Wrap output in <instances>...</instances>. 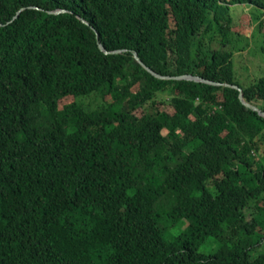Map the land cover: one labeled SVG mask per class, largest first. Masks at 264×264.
Wrapping results in <instances>:
<instances>
[{
    "label": "trees",
    "instance_id": "trees-1",
    "mask_svg": "<svg viewBox=\"0 0 264 264\" xmlns=\"http://www.w3.org/2000/svg\"><path fill=\"white\" fill-rule=\"evenodd\" d=\"M240 93L264 114V0H0V264H264Z\"/></svg>",
    "mask_w": 264,
    "mask_h": 264
},
{
    "label": "rangeland",
    "instance_id": "rangeland-1",
    "mask_svg": "<svg viewBox=\"0 0 264 264\" xmlns=\"http://www.w3.org/2000/svg\"><path fill=\"white\" fill-rule=\"evenodd\" d=\"M234 17L236 19H239V29L242 31V32H245L247 36H249V33L251 31L250 27H252V23L250 22L249 20V16H248V13L247 11L244 9L237 17V15H234ZM248 28V29H247ZM261 43L259 42L258 43V46H260ZM252 47V44L251 46ZM253 53V52H252ZM259 53L256 55V57L252 58V57H249L246 52L243 53V55H238V54H234L233 56V60L235 62V70L237 72V74H241L243 71H242V68L245 66V67H248L251 65V63H253L250 67V70H253L254 67H255V61H257L259 59ZM261 58V57H260ZM255 207L252 206L250 207V209L248 210V214H250L251 212H254ZM257 211V210H256ZM209 244L207 243V245L204 246L205 249H207L209 246Z\"/></svg>",
    "mask_w": 264,
    "mask_h": 264
},
{
    "label": "water",
    "instance_id": "water-1",
    "mask_svg": "<svg viewBox=\"0 0 264 264\" xmlns=\"http://www.w3.org/2000/svg\"><path fill=\"white\" fill-rule=\"evenodd\" d=\"M60 11H61V10H60ZM60 11H56L55 13H58V12H60ZM100 49L103 50L101 46H100ZM134 56H135V58L138 60V58L136 57L135 54H134ZM148 71H149L152 75H154V76H156V77H158V78H169V77H162V76H159L158 74H156V73L153 72V71H150L149 69H148ZM172 78H174V79H178V80H193V81L204 82V83H207V84H217V85H219V83H215V82H212V81H207V80H204V79L199 78V77H197V76H191V75H182V76H176V77H172ZM228 86H230V87H232V88H236L235 86H232V85H228ZM239 99H240L241 102H243V99H242L241 93L239 94ZM243 103H244V102H243ZM244 105H246L247 107H249V108L252 109V110L257 111L260 115H262V116L264 117V114H263L260 110H258L257 108H255L254 106H251V105H249V104H247V103H244Z\"/></svg>",
    "mask_w": 264,
    "mask_h": 264
},
{
    "label": "bare ground",
    "instance_id": "bare-ground-1",
    "mask_svg": "<svg viewBox=\"0 0 264 264\" xmlns=\"http://www.w3.org/2000/svg\"><path fill=\"white\" fill-rule=\"evenodd\" d=\"M63 11V10H62ZM241 96H242V94H241Z\"/></svg>",
    "mask_w": 264,
    "mask_h": 264
}]
</instances>
